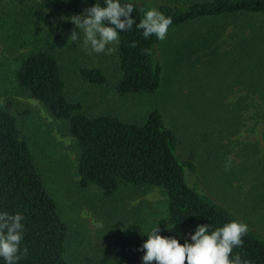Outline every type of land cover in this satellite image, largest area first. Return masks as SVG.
Returning <instances> with one entry per match:
<instances>
[{
	"label": "rangeland",
	"instance_id": "rangeland-1",
	"mask_svg": "<svg viewBox=\"0 0 264 264\" xmlns=\"http://www.w3.org/2000/svg\"><path fill=\"white\" fill-rule=\"evenodd\" d=\"M147 1L150 10L161 2L186 6L207 0ZM70 18L51 15L40 0H0V106L16 116L68 227V263L113 264L115 240L132 223L146 233L158 224V234L186 240L195 230L171 221L168 197L159 187L123 184L106 195L94 184L81 185L80 149L67 122L17 81L24 57L40 50L58 58L67 98L80 105L77 112L136 124L160 112L177 138L176 153L195 165L189 181L264 238V106L255 92L264 88V14L204 17L169 28L156 47L160 86L132 94L116 89L122 77L118 46L111 55L89 54L82 32L76 42L69 39L74 29L80 31ZM95 67L103 70L105 83L80 76L82 68ZM252 80L257 86H250Z\"/></svg>",
	"mask_w": 264,
	"mask_h": 264
},
{
	"label": "trees",
	"instance_id": "trees-1",
	"mask_svg": "<svg viewBox=\"0 0 264 264\" xmlns=\"http://www.w3.org/2000/svg\"><path fill=\"white\" fill-rule=\"evenodd\" d=\"M40 1L51 15L65 17L79 15L95 3L105 6V0ZM120 2L134 6L136 23L149 10L144 3L147 0ZM162 3L153 6L171 17L169 28L204 17L264 14V0H207L186 6ZM136 23L130 30L120 32L117 55L122 77L116 89L121 94L154 92L162 81V65L156 57L160 40L155 35L144 38ZM59 30L57 41L63 32L61 27ZM133 42L135 47L131 46ZM80 76L93 84L107 80L98 67L82 68ZM16 77L20 86L41 101L53 117L67 122L68 132L77 139L80 149L77 168L81 185L94 184L106 195L114 194L123 184L159 187L168 197L171 221L194 230L208 224L211 232L231 221L242 222L189 181L195 165L181 160L176 153L177 138L166 128L160 112H151L144 124L125 122L113 115L89 117L77 112L80 105L67 98L58 58L43 50L27 54ZM255 82L252 80L250 86H257ZM255 92L264 106V88ZM5 211L24 216L21 249L26 247L28 256L18 264H69L65 256L68 227L45 187L16 116L0 106V212ZM147 235L138 224L125 227L114 243L113 264H142L145 253L141 248ZM159 235L176 238L181 244L186 241L170 233ZM237 254L251 264H264V238L249 228L243 245L233 249L232 256ZM0 264H5L3 258Z\"/></svg>",
	"mask_w": 264,
	"mask_h": 264
},
{
	"label": "clouds",
	"instance_id": "clouds-1",
	"mask_svg": "<svg viewBox=\"0 0 264 264\" xmlns=\"http://www.w3.org/2000/svg\"><path fill=\"white\" fill-rule=\"evenodd\" d=\"M133 12L131 3L121 4L120 0H105V6L95 3L70 18L80 31L77 33L74 29L69 39L76 42L82 32L83 44L90 49L89 54L111 55L120 43V32L130 30L136 23ZM108 24L111 26H106ZM171 24V17L150 9L136 23V27L142 30L144 38L155 35L163 41ZM131 46L135 47V42ZM23 219L19 212H0V258L5 264H18L28 256V249H21L25 229ZM159 232L157 224L148 233L141 248L145 253L142 264H251L242 260L239 254L232 256L233 249L243 245V237L249 232L243 222L231 221L211 232L208 224L198 225L194 234H189L191 242L186 240L184 244L176 238L161 236Z\"/></svg>",
	"mask_w": 264,
	"mask_h": 264
}]
</instances>
